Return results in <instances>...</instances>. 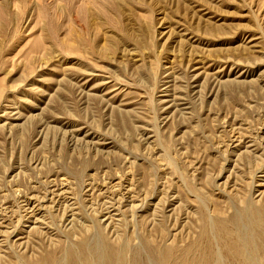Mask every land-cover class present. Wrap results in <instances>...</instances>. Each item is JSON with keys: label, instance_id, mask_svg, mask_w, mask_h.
<instances>
[{"label": "rangeland", "instance_id": "obj_1", "mask_svg": "<svg viewBox=\"0 0 264 264\" xmlns=\"http://www.w3.org/2000/svg\"><path fill=\"white\" fill-rule=\"evenodd\" d=\"M256 213L264 0H0V264H261Z\"/></svg>", "mask_w": 264, "mask_h": 264}, {"label": "bare ground", "instance_id": "obj_2", "mask_svg": "<svg viewBox=\"0 0 264 264\" xmlns=\"http://www.w3.org/2000/svg\"><path fill=\"white\" fill-rule=\"evenodd\" d=\"M187 104V103H186ZM235 127V126H234ZM44 132V131H43ZM238 132L235 130V133ZM159 134V133H158ZM256 219L252 218L255 220V222L257 224H262L263 227H264V218L261 217V214L259 213H256ZM243 216V215H242ZM242 216H237L235 214V216L233 215V217L231 216V218H229V222L233 223L232 225L236 227V229H240V226H241V221L243 222L244 219L241 220V217ZM244 217V216H243ZM242 217V218H243ZM246 218H247V215H246ZM249 219V223H254V220L253 222H251L250 220L252 219ZM220 219V218H219ZM248 219V218H247ZM246 219V221H247ZM220 222V229H221V232L223 233H226L224 232L223 230H226L225 227H226V220L225 219H222L219 221ZM255 223V224H256ZM256 224V225H257ZM254 225V224H253ZM204 226V225H203ZM234 227V228H235ZM242 227V226H241ZM244 228V227H243ZM206 229V228H205ZM204 229V230H205ZM264 229V228H263ZM262 229L261 232L264 233V230ZM208 230V229H207ZM242 231L239 230L240 234H237V238L236 240H232L230 243H228L229 245V249H230V252L232 255H235L236 258L240 259L239 260V264H259V260H260V255L258 254V252L260 250L257 251V248L255 245H253V242H254V239H252V237H250V234L246 235L247 233H245L243 231V229H241ZM203 231V230H202ZM247 231V230H246ZM260 232V233H261ZM203 234V232H201ZM230 233V232H229ZM201 234V235H202ZM204 234H208V232L204 233ZM252 234V233H251ZM253 234L255 235V233L253 232ZM227 235V233L225 234ZM257 235V234H256ZM255 235V236H256ZM259 235V234H258ZM264 235V234H263ZM229 236V235H227ZM253 236V235H252ZM203 237V236H202ZM207 237V236H206ZM205 237V238H206ZM226 237V236H225ZM228 239V238H227ZM225 240V239H224ZM96 241V240H95ZM209 241V240H208ZM207 241V242H208ZM87 243V241H85ZM226 242V241H225ZM85 243V244H86ZM124 243V241H123ZM226 243V244H227ZM263 244V243H262ZM211 245V244H209ZM121 246V245H120ZM120 246L118 248H120ZM82 247H84V245H82ZM208 247V246H207ZM206 247V248H207ZM205 248V247H204ZM210 248V246H209ZM261 248V247H260ZM89 251L86 252V250H82V253H81V259L86 262V263H89L90 262V255L92 257H94L97 261V264H116V260H115V257H118L120 258V262L118 264H122V259H123V253L124 251L126 250V246L124 245L123 247H121L119 252L115 251V249H113L112 247L108 246L106 243H101V242H95L93 244H90V247L88 248ZM87 249V250H88ZM203 249V248H202ZM208 249V248H207ZM205 250L206 252L208 250H211V249H208V250ZM175 251V256L173 257V260H172V264H178L177 261L179 259V257L181 256L182 259H184V261L186 262L185 264H187L188 262L189 263H192V264H211L210 262L213 261L212 258L214 255H210V259H205L203 256H201V253L200 255L199 254H195V251H194V246L192 247H189V249H186V250H181L180 249H177L174 248L173 249ZM65 251V250H64ZM200 251V250H199ZM209 252V251H208ZM211 253H213V251H210ZM209 252V253H210ZM197 253V252H196ZM205 253V252H204ZM216 253V252H215ZM138 254V252H137ZM206 254V253H205ZM214 254V253H213ZM220 254V253H219ZM69 261L68 262H63V260L59 261L57 260L56 262H54L53 264H76V261H75V258L71 257V252L69 254ZM207 255V254H206ZM263 256V255H262ZM60 257V256H59ZM216 257V255L214 256ZM218 257V256H217ZM260 257V258H259ZM93 258V259H94ZM207 258V257H206ZM209 258V257H208ZM222 258V257H221ZM46 259V258H45ZM59 259V258H58ZM177 259V261H176ZM214 259V258H213ZM128 260V259H127ZM136 260V259H135ZM149 260V259H148ZM170 260V259H169ZM218 260V259H217ZM230 260V259H229ZM236 260V259H235ZM262 260V259H261ZM264 260V258H263ZM216 261V260H215ZM214 261V262H215ZM46 262V260H45ZM170 262V261H169ZM218 262V261H216ZM215 262V263H216ZM47 263V262H46ZM93 263V262H92ZM96 263V262H95ZM141 263V262H140ZM168 263V262H167ZM220 263V262H219ZM139 264V263H138ZM169 264V263H168ZM180 264V263H179ZM218 264V263H217ZM223 264V263H222ZM261 264H264V263H261Z\"/></svg>", "mask_w": 264, "mask_h": 264}]
</instances>
